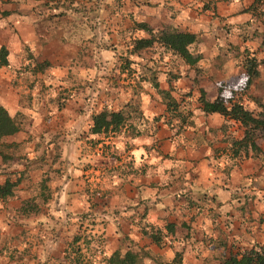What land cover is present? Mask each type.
Wrapping results in <instances>:
<instances>
[{
    "label": "crops",
    "instance_id": "0c3cea01",
    "mask_svg": "<svg viewBox=\"0 0 264 264\" xmlns=\"http://www.w3.org/2000/svg\"><path fill=\"white\" fill-rule=\"evenodd\" d=\"M39 2L0 0V18L7 17L3 21L8 27L13 25L7 40L0 43L7 46L9 61L0 65V86L12 89L15 95L14 101L6 94V99L0 97V101L12 114L21 111L28 118L27 126L5 140L35 139V136L43 139L53 132L63 133L65 139L59 148V158L53 162L54 170L46 174L45 164H41L43 168L33 178L35 182L44 176L47 186H51L47 189L49 202L41 212L18 215L17 204H11L10 199L17 196V190L6 200L0 198V264L5 258L9 264H30L33 258L37 264H56L52 257L61 253L65 245L63 228L70 225L65 223L68 219L73 222V215L83 209H93L104 220L95 224L103 232H98L102 234L101 249L92 264H103L102 256L118 246L123 233L157 250L162 258L160 264H215L222 255L230 254V243L235 244L236 250L241 248L239 236H245L250 229L244 220L249 200L252 206L264 207V137L256 139L261 156L253 154L250 147L246 151L233 145L232 139L243 135V126L219 112H205L198 96L203 93L213 99L217 95L215 81L220 78L232 80L235 90L242 84L243 50L256 55L264 52L261 44L264 0H120L114 21L123 25L127 37L130 33L147 35L136 25L132 27L136 21H145L153 29L174 26L196 32L200 38L189 48L200 54L198 62L187 64L155 41L137 52L130 51L131 61L123 67L128 49L120 47L118 54L122 57L114 65L117 77L99 81L101 75H92L89 82L95 89L92 95L87 97L85 86L70 88L71 93L61 107L55 106L57 97L53 98L51 92L31 96L34 81L44 80L47 92L56 81L52 73L57 56L49 46L50 31L39 28L43 27L42 15L33 10ZM72 38L66 39L67 42L70 39L71 48L70 62L66 58L68 64L77 53ZM28 53L50 61L44 68L46 74L41 70L16 72L15 67L28 60ZM106 64H110L106 59L99 62L101 69ZM86 68L88 64L79 68L80 77H86ZM151 76L156 77L162 88L172 85V95L181 100L182 107L192 110V122L178 128L177 119L172 118L170 124L165 121L169 117L166 104L152 85ZM4 77L9 83H3ZM231 84L230 89L234 88ZM137 93L141 111L147 118L139 124L144 129L141 134L130 136L125 126L108 134L89 131L91 113L102 107L119 109ZM235 93L246 102L242 92ZM154 116L158 119L152 120ZM35 144L33 155L42 150L40 143L37 147ZM58 162L66 168L52 176ZM24 167L23 163L22 167L8 169L0 155V183L8 174H15V170L19 175ZM41 188L45 191V187ZM19 189L20 198L29 193L22 184ZM73 201L78 202L80 209H74ZM145 206L148 213L143 219L159 221L152 215L154 211L168 213L170 219L176 220L177 237L172 236V244L159 248L143 234L139 212ZM255 238L250 240L253 242ZM33 245L34 253L30 252ZM19 252L23 256L17 258ZM11 253L14 257H10ZM150 261L158 264L154 259Z\"/></svg>",
    "mask_w": 264,
    "mask_h": 264
},
{
    "label": "trees",
    "instance_id": "16d2710c",
    "mask_svg": "<svg viewBox=\"0 0 264 264\" xmlns=\"http://www.w3.org/2000/svg\"><path fill=\"white\" fill-rule=\"evenodd\" d=\"M42 1L43 0H41V2ZM83 1L86 2L87 0H61L58 3H50L51 5H49V7L47 6L42 9L46 11L45 14H36V7H33V10L36 15H42L43 26L48 27L52 35H55L56 33L58 35L63 33L65 34L66 40L71 36L73 37L74 31L72 25L73 21H67L68 14L65 12L67 9H71V12L81 11L82 13H86L88 10L86 9V5ZM119 5L120 0H117V8ZM56 6H61L62 9L57 11L55 9ZM117 8H115V10ZM61 21L64 22L61 24L64 27V30L59 31L58 33L55 27L58 25L57 22ZM135 25L138 29L143 30L147 35L130 33L131 36L127 37V33L125 34L124 32L125 28L121 23H119V32L122 38L130 39L128 42L129 44L126 45L128 52L124 55L126 61L123 63V67L128 65L131 61L129 57L130 51L137 52L138 49L150 46L155 41L164 45V47L171 52L179 55L187 64L193 65L198 62L200 54L191 51L189 48L191 43H195L199 40L200 36L198 33L180 30L174 26H164L162 28L153 29V27H151L145 21H136L132 27ZM130 27L131 26L129 25V27H126V29L130 30ZM82 36V33H80L81 43ZM61 38V35L57 36V40L62 43ZM261 44L264 47V37ZM81 47L82 45H78L76 48L78 49L77 53L74 55L76 57H73L71 61L73 68H80L84 65H87V60L82 58ZM27 56L29 58L27 57L28 60L26 62L15 67L17 73L29 71L34 73L41 70V72L46 74L44 68L45 65L50 64L49 60L43 57L38 58V56H34L32 53H28ZM241 60L244 72L247 77L245 86H249L252 76L256 75L258 72V57L255 53L250 54L248 49H244ZM8 63V48L6 45L2 44L0 46V65H6ZM150 79L152 85L160 93L163 101L166 104L165 110L167 111V116L169 117L165 118V121L170 124L172 122V118L177 119V123L179 125L178 128L192 122L190 118L192 110L186 106L182 107L180 103L181 100L178 101L177 98L172 95V85H169L168 88H162L159 86L155 76H151ZM215 84L217 87V95L213 99L206 98L203 93L198 96L202 110L205 112H219L225 117L239 121L243 126V135L237 139L233 138L232 144L236 145L238 148H244L246 151L247 148L250 147L253 151V154L261 156L262 149L256 142V139L261 136L264 137V95L261 94V96H255L253 98L255 103H257L258 108L247 107L246 103L241 99H234L233 96L225 94L234 93L232 89L228 88L229 84L227 79H217ZM156 119H158V116H154L152 120ZM146 120L147 118L144 117L141 111L140 96L139 93H137L136 96H133L131 99L126 101L119 109L102 107L100 110L91 113L89 131L93 133L108 134L109 131H118L120 130V127L125 126L126 129H129L128 134L130 136H135L141 134L144 131V129H141L139 124ZM27 124L28 118H25L24 113L21 111H16L14 114H12L0 101V142L4 141L7 136L12 135L18 130L24 128L27 126ZM35 146H39V143L36 142ZM47 146L51 147V144L47 143ZM56 146L57 145H55V148L58 149ZM58 154L60 156V149L58 152H54V156L53 158H50L51 160L49 162L51 163L52 161H56ZM0 155L4 159V163L7 162L10 157L9 153H5L1 149ZM45 156L46 147L33 157H25V167L21 170V173L18 175L16 173L17 170H15L16 176L12 177L11 174H8L0 183V198L3 200L13 196L16 193L19 184L29 187V193L25 197L21 198L19 203L15 206L16 213L22 217L37 214L41 212L42 207L47 205V195L49 194L48 192L43 191L41 188H46L44 177L42 176V179L39 177L40 179L35 182L34 180H28L29 176H31V169L36 172V175L37 170L42 166L41 164H44L43 158ZM247 195L250 196V194ZM93 206L94 204L91 203L92 208ZM147 213V206L143 208L142 212H139V221L142 223L140 229L143 234L149 237L150 242L154 243L159 248L172 244V236L175 238L177 237L176 227L178 224L176 220L170 219L168 213H154V211V214L152 213V215H154L155 218H158L159 221L156 222L143 219L147 217ZM73 217H75L72 220L73 222H70L71 220L68 219V222H66L65 225H70L63 228L62 236L65 239V245L61 250V253L52 257V261L56 264H88L96 259L95 255L97 254V250L101 249V236H94L92 234L85 235L83 243L86 246V250L83 252L81 251L83 250V245L80 246L78 243L80 235L75 234L74 237L68 238V233L73 227H75V219H78L80 222V224L76 223L77 226H81L84 223V220L89 218L92 220V223L95 220L104 222L103 217L100 219L98 217V213L93 211V209H83L78 211L76 215H73ZM132 219H134V217H132ZM181 223L183 226L185 225L184 221ZM125 239H127L126 242ZM123 242L125 243L124 246H122ZM22 256L23 255L21 252L17 253L16 255L17 258ZM10 257H14V254L11 253ZM176 258L177 257H175V259ZM150 259H154L158 264H160L162 261V258L157 250H154L151 247H145V245H141L137 240L130 237L127 233H123L120 236L119 243L116 248H114L109 254L102 256L103 264H151ZM176 261L180 262V259L177 258ZM215 264H264V242L253 241L249 246H242L230 255H222Z\"/></svg>",
    "mask_w": 264,
    "mask_h": 264
},
{
    "label": "rangeland",
    "instance_id": "374dc122",
    "mask_svg": "<svg viewBox=\"0 0 264 264\" xmlns=\"http://www.w3.org/2000/svg\"><path fill=\"white\" fill-rule=\"evenodd\" d=\"M53 1V2H50ZM43 0L42 2H39V4L36 5L35 12L36 14H45L46 11L42 10L43 6H48L51 5L50 3H55V2H60L61 0ZM84 2V1H83ZM86 5V9L88 10L86 13H82L81 11H74L71 12V9H67L65 13H67V21L69 20L73 21V43H74V48L78 47V45H82V58L87 60V64L89 68H86V77L82 78L79 76V68H73L71 63H67L66 58L70 56L71 53V48L69 45L70 39L68 42L65 40V34L61 33V42L57 40V36H59L57 33L55 35H52L51 31L49 30L48 27L46 26H41L39 27L40 29L44 31H50V34L48 35V39L50 42V49L51 51H56V60L53 62V65L55 66L53 70L55 71L52 73L53 77L56 78V81L53 83V89L50 91L48 90L47 92V87L45 86V81H34L32 83V88H34L35 91L32 92L31 96L37 95L39 93H43V95L48 94L51 92L52 97L56 98L55 106L56 107H61L65 105V98L71 93L70 88H78L85 86V88H88L87 97L92 95V92L95 90L92 88V84L89 82H92V75L94 77H97L101 75L99 81H104L105 78H111L114 79L117 77L118 69H114V65L116 62L120 61V57H122L121 54H118L120 52V47L124 48L126 45H128L129 40L128 38H122L119 32V22H114V12L115 8H117V0H87L84 2ZM55 9L58 11L62 9L61 6H56ZM63 15V14H62ZM72 15V16H71ZM65 16V15H64ZM66 17V16H65ZM73 17V19H72ZM5 18V17H2ZM0 18V24L2 23V26H0V29L2 30V37L0 39V43L2 41L7 40V34L9 33V28H13V25H10V27L7 26V24L3 21V19ZM7 19V17L5 18ZM8 21V20H6ZM60 21V20H59ZM64 22H57V26L55 27L57 32L63 31L64 27L61 25ZM66 24V23H65ZM69 24V23H68ZM10 29V30H11ZM41 30V32H42ZM95 32V33H94ZM80 33H82V43H81V38H80ZM94 33V34H93ZM62 44V45H61ZM103 48H106L105 50ZM78 50V49H77ZM76 54V53H75ZM76 57V56H74ZM258 57V63H257V69L258 72L256 75L252 76L251 82L249 86H245V82L243 85L239 86L237 90H235L236 85L231 84L232 80H228V83L233 85L234 88L232 90L234 93H225L226 95H231L233 96L234 99H240V95L238 96L237 93L235 92H242L243 97L245 99V103L247 107H254L258 108L257 103L254 101L255 96H261V94L264 95V52L259 51L257 54ZM106 59V61H109L110 64H106L105 67L101 69L99 66V62L102 63L103 60ZM71 59L68 58V62H70ZM243 72L244 68L242 66ZM245 73V72H244ZM237 75V74H236ZM3 83H9V80L6 79L5 77L2 78ZM83 79V83L80 81ZM234 81V80H233ZM235 82V81H234ZM3 89V90H2ZM10 97L11 100H15V95L12 93V89L6 90L4 89V86H0V97L6 99V95ZM59 116V114H57ZM60 117V116H59ZM58 117V118H59ZM54 118V117H52ZM58 120V119H57ZM37 138L33 139L29 138L26 139V137H23V139H17L14 141H1L0 142V149L5 152L9 153L10 157L7 160V165L8 169H15L22 167V164L24 162L25 157H33V153H35L34 149V144L36 141L39 140L40 143V149H44L46 147V156L43 158V163L45 164V171L44 173L48 174L49 171L53 169V161L50 163L49 161L51 160L50 158H53L54 152H58L59 147L61 146V142L65 139V135L60 132H53L49 133L48 135H44L43 139L39 136H35ZM48 139V140H47ZM23 140L24 143H23ZM47 143L51 144V147L47 146ZM54 144V145H53ZM55 145H57L55 148ZM57 156V155H56ZM59 156V154H58ZM57 156L56 159L59 157ZM55 159V160H56ZM66 166H63L61 162L57 163L56 170L52 174L53 175H58L61 173L62 169H65ZM35 171L31 169V176H29L30 181L33 180L35 177ZM12 177L16 176L15 174H11ZM44 177V176H43ZM31 185V184H30ZM55 187H57L55 185ZM16 188V187H15ZM29 189V187H27ZM19 189V185H18ZM17 189V196L10 198L12 200L13 205H16L19 203V200L21 199V193L18 192ZM51 189V186H47L46 183V188ZM21 190V189H19ZM30 190V189H29ZM48 194H50L49 190L47 191ZM97 192V190H96ZM264 197V196H263ZM49 202V199H47ZM73 207L75 210L76 207L79 208V204L76 201L72 202ZM255 211V212H253ZM247 222V226L250 228L249 230L244 233L245 236L241 237L239 236L240 239L238 240V244L242 246H249L252 241L250 240L252 237H257L254 239V241H260L264 242V207L262 206H252L251 205V200H249V206H248V211L245 215V219ZM92 220L85 219L84 223L81 226H77L76 223H79L78 219H75V227H73L70 232L68 233V238L74 237L75 234L80 235V239L78 240V243L83 245L81 251L86 250V246L83 243L85 235L92 234L94 236H101V233H98L99 231H102V227L100 225L96 227L95 224L99 223L98 221H94L93 223L91 222ZM240 223V222H239ZM238 223V224H239ZM237 224V226H238ZM242 225V224H239ZM245 225V224H244ZM243 225V226H244ZM246 227V226H244ZM234 228V227H233ZM31 229V228H30ZM248 229V228H245ZM254 230L253 233L251 231ZM127 231V230H125ZM259 231H262L263 233L260 234ZM35 230H33L31 233H34ZM103 232V231H102ZM133 235V233H132ZM263 238H260V237ZM102 237V236H101ZM31 240H35V237H31ZM127 239H125L126 242ZM124 242L122 243V246H124ZM231 249L229 248L228 253L232 254L235 252V244H231ZM34 248L35 245L31 247L33 251L30 250V252L34 253ZM234 251V252H230ZM169 252V251H168ZM229 254V255H230ZM36 259H30L29 263L30 264H37ZM3 264H9V261L7 258L3 261ZM92 264V263H91Z\"/></svg>",
    "mask_w": 264,
    "mask_h": 264
},
{
    "label": "built area",
    "instance_id": "2783aa9c",
    "mask_svg": "<svg viewBox=\"0 0 264 264\" xmlns=\"http://www.w3.org/2000/svg\"><path fill=\"white\" fill-rule=\"evenodd\" d=\"M246 78H247V77H246V74H245V75H244V80H243L241 86L243 85L244 82H246Z\"/></svg>",
    "mask_w": 264,
    "mask_h": 264
}]
</instances>
